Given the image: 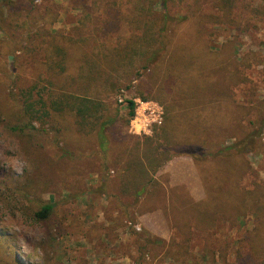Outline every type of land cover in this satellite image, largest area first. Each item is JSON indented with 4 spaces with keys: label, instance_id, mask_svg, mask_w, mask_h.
<instances>
[{
    "label": "rangeland",
    "instance_id": "obj_1",
    "mask_svg": "<svg viewBox=\"0 0 264 264\" xmlns=\"http://www.w3.org/2000/svg\"><path fill=\"white\" fill-rule=\"evenodd\" d=\"M165 1L171 17L204 24L201 36L212 51L231 45L239 78L228 84L234 106L241 109V130L221 141L223 147L259 132L244 154L220 157L224 164L214 159L206 167L207 162H200L198 172L222 175L218 166H236L238 185L264 202V193L255 192L264 185V0ZM138 3L0 0V264H46L47 259L54 264H264V226L256 247L251 233L261 219L251 210L233 220L229 214L220 216L209 230H198L187 221L197 215L184 214L191 208L188 197L172 187L191 186L183 183L188 181L187 171L193 175L189 157L175 156L152 172L154 158L159 163L183 151L198 156L219 149L205 140H192V145L181 141L176 149L161 154L147 141L163 125L167 105L177 115L181 108L179 97L172 100L171 94L166 102L156 99L165 83L167 55L147 69L136 59L109 67L102 63L97 82L88 89L102 105V120L114 121L104 131L103 145L99 122L80 125L72 114L59 116L50 110L48 117L30 122L21 112L29 95L38 111L60 94H74L75 86L69 85L75 63L72 41L86 38L87 54L115 46L119 37L132 34ZM150 5L161 12L162 0H151ZM137 35L143 37L140 31ZM169 35L173 44L177 35ZM60 47L70 65L64 74L56 68L55 49ZM205 99L215 105L213 97L205 94ZM128 101L135 105L130 120ZM150 102L162 107V124L152 125L149 133H135L131 121L143 111L141 104ZM139 160L146 166L143 179L134 171ZM137 178L141 187L146 185L139 196L136 190L125 191ZM192 190L202 196L201 190ZM48 202L54 206L50 217L35 221L33 213Z\"/></svg>",
    "mask_w": 264,
    "mask_h": 264
},
{
    "label": "trees",
    "instance_id": "obj_2",
    "mask_svg": "<svg viewBox=\"0 0 264 264\" xmlns=\"http://www.w3.org/2000/svg\"><path fill=\"white\" fill-rule=\"evenodd\" d=\"M144 2H147L148 5L144 6ZM150 2L151 0H139L136 6V8L139 6L138 21H131L130 24L132 34L127 37H119L115 46H109L105 50L97 48L87 54L85 50L86 38L72 41V43L74 42L71 47L73 53H75V63L73 71L69 75V85L75 86L74 94L56 96L55 99H51L49 106L45 105L40 108L42 111L35 109L32 95H29L21 112L29 118L30 122L48 117V110L59 116L67 113L72 114L75 119L79 120L80 125H85L89 121L99 122L98 139L100 145H103L105 142L104 131L114 121L109 117L102 120V105L91 97L93 95L89 93L90 90L88 89L97 82L102 63L107 64V67H109L111 64H130L136 59L142 63L143 69H147L150 66L157 65L161 58L163 59L164 55H167V66L162 70V79L165 80V83L156 99L164 98V102H166V98L170 97L171 94V99L174 96L179 97L180 101L177 106L181 108L178 109L179 114L177 115L175 108L167 105L163 125L154 129L153 138L147 139V141L156 145V149L153 150L161 154L176 149L181 141L190 142L192 140L196 142L205 140L207 145H210L209 147H219V149L216 154L208 151L204 153L203 151L200 152V155L198 153V156L190 151H183L177 155L168 156L159 163V159L154 158L151 162L152 165L150 164L153 166L152 172L160 169L175 156L189 157L192 164H194L193 175L190 173L189 181L183 183L190 182L191 186L178 184L172 187L182 197L183 195L188 197L187 202H190L191 208L184 214L197 215L193 219L187 218V221L195 223L198 230L203 228L209 230L212 229L220 216L229 214V217L233 220L246 210H251L253 214L261 219L259 227L256 226L251 233L254 246L258 247L257 241L261 243L262 236L259 229L264 226V202L258 194L244 192L238 185L237 178L240 174L238 169L240 170V168L233 165L218 166L223 173L222 175L216 171L217 169H215L216 173L214 175L209 171L199 173L197 169V164L200 162H207V164H204L207 167L208 164H211L209 160L214 159L219 161L218 164H224L221 162L220 157L226 154L230 155V152L235 155L244 154L248 146L255 144L256 137L259 134L258 130L250 135L245 134L243 140H239L231 146L223 147L221 144V141L227 138L228 135L232 136V134L241 130V109L234 106L231 99L232 91L228 84V82L231 85L237 83L239 78L237 64L230 49L231 45H224L219 52L212 51L204 36H201L205 34V27L199 19L197 20L200 22L197 20L189 22L188 17H171L167 11L165 0H162V9L158 13L150 5ZM0 30H2L1 20ZM136 31L137 33H134ZM139 31L143 35L142 38L137 35ZM169 32H175L177 35L173 44L169 40ZM173 34L170 37H174ZM55 52L59 60V63L56 64L57 67H55L61 74H64L70 70V65L68 66L66 63L67 53L61 47L56 48ZM79 85L81 87H77ZM112 88H114V85L111 86ZM163 89L166 91L164 92ZM205 94L214 98L215 105L209 99H205ZM191 97L196 99L193 103L190 101ZM141 98L147 99L146 97ZM211 105L215 108L210 111ZM187 107H189L188 111L186 110ZM134 108V103L128 101L126 106L128 120L133 118ZM223 114L227 117H224ZM195 141L190 142V145L194 144ZM139 161L138 164L134 165V171L142 175L143 179L146 175L144 171L146 166L142 160ZM140 180L141 178H137L136 182L131 183L130 186L126 185L125 191L136 190V196L144 193L146 185L141 187L139 185ZM192 188L196 191L201 190L202 196L198 197L194 194ZM256 188L255 192L264 193V185ZM53 207L51 202L45 203L33 213V219L35 221L47 220L52 214ZM10 252L11 248L9 247V255ZM11 264L21 263L13 261ZM46 264L54 263L51 259H47Z\"/></svg>",
    "mask_w": 264,
    "mask_h": 264
},
{
    "label": "built area",
    "instance_id": "obj_3",
    "mask_svg": "<svg viewBox=\"0 0 264 264\" xmlns=\"http://www.w3.org/2000/svg\"><path fill=\"white\" fill-rule=\"evenodd\" d=\"M121 102V100H119ZM143 111L131 121V128L135 133H149L152 125H161L163 109L155 103H142Z\"/></svg>",
    "mask_w": 264,
    "mask_h": 264
},
{
    "label": "crops",
    "instance_id": "obj_4",
    "mask_svg": "<svg viewBox=\"0 0 264 264\" xmlns=\"http://www.w3.org/2000/svg\"><path fill=\"white\" fill-rule=\"evenodd\" d=\"M185 176V178L189 181V177H191V175H190V173H189V171H187V173H186V175H184Z\"/></svg>",
    "mask_w": 264,
    "mask_h": 264
}]
</instances>
